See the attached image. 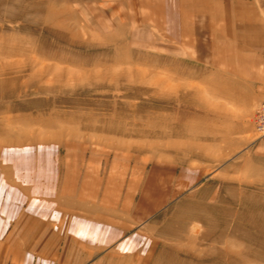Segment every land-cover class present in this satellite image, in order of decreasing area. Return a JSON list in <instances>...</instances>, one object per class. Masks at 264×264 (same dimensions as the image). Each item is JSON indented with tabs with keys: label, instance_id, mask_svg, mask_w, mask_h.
<instances>
[{
	"label": "rangeland",
	"instance_id": "obj_1",
	"mask_svg": "<svg viewBox=\"0 0 264 264\" xmlns=\"http://www.w3.org/2000/svg\"><path fill=\"white\" fill-rule=\"evenodd\" d=\"M182 2L0 0V196L52 225L103 212L104 264H264L263 101L228 16L264 0Z\"/></svg>",
	"mask_w": 264,
	"mask_h": 264
},
{
	"label": "crops",
	"instance_id": "obj_2",
	"mask_svg": "<svg viewBox=\"0 0 264 264\" xmlns=\"http://www.w3.org/2000/svg\"><path fill=\"white\" fill-rule=\"evenodd\" d=\"M199 1L201 2L200 4H198ZM208 1L211 2V0ZM208 1L183 0L182 5L185 4L184 9L186 12H189L194 8L203 7V3H205L206 8L211 9L210 13L212 17L217 20L221 16L219 4L216 3V6L212 9ZM239 5V9H249L251 16L246 18L245 12H239L236 16L235 7L231 4L228 13L229 19L231 20L232 18V16L230 18V14H233L234 18L241 17L244 20L245 26H250V29L249 32H243V34L237 32L233 35L229 34V41L245 42L243 44V47L246 49L245 54L238 52L237 55H243V68L245 71L250 72V86L253 92L257 94L259 105V103L264 101V32H258L256 26H259L260 30H263L264 19L260 18V12L255 6L247 2H241ZM235 46H238V44H234ZM234 50L236 52L240 51L239 49ZM85 188L86 184L84 183L78 191H75V188L72 189L70 186H66L60 194L69 195L76 192L82 194L86 190ZM19 193L20 197H17V199H13V193L10 189L8 195H6L8 198L0 196V206H2L0 210V237L4 232L8 234L5 235L4 243L0 247V264L5 259H11L14 264H34L31 263L33 258L37 259L36 264H87L96 258L97 262L95 264H104L106 257H103V246L113 242L123 232L121 228L117 229V226L114 225L115 220L110 222L104 220L108 224L105 223L106 225H103V219H105L103 212L93 213L91 210H87L84 202L79 204L78 208L83 211L85 217L70 218L67 224L62 222L64 218L59 216V211L72 212L75 205L71 209L69 204L67 206L60 204L57 214L53 216V225L47 221L48 217L47 219L42 217L45 221H29L27 219L28 213L19 214V217H17L18 212L21 211L20 207L24 198L23 196H25H21V191ZM12 200L15 203H19L13 206ZM37 213V215L40 214L39 212ZM41 215L46 214L43 213ZM15 218L18 219L16 221L17 224L12 230L8 231L7 227L9 223L12 220H16ZM62 233L66 235L63 236ZM126 245L125 242H121L119 246L120 248H124ZM119 257L120 255L118 254H112L110 259L114 261ZM22 259L23 261H21Z\"/></svg>",
	"mask_w": 264,
	"mask_h": 264
},
{
	"label": "built area",
	"instance_id": "obj_3",
	"mask_svg": "<svg viewBox=\"0 0 264 264\" xmlns=\"http://www.w3.org/2000/svg\"><path fill=\"white\" fill-rule=\"evenodd\" d=\"M254 125L257 132L264 134V101L256 110Z\"/></svg>",
	"mask_w": 264,
	"mask_h": 264
}]
</instances>
